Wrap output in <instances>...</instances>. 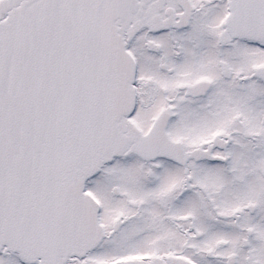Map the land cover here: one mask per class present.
<instances>
[{
    "label": "snow or ice",
    "instance_id": "1",
    "mask_svg": "<svg viewBox=\"0 0 264 264\" xmlns=\"http://www.w3.org/2000/svg\"><path fill=\"white\" fill-rule=\"evenodd\" d=\"M0 264H264V0H0Z\"/></svg>",
    "mask_w": 264,
    "mask_h": 264
}]
</instances>
